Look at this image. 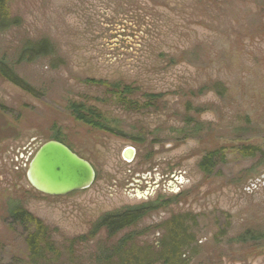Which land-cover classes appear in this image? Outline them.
Segmentation results:
<instances>
[{
    "label": "rangeland",
    "instance_id": "1",
    "mask_svg": "<svg viewBox=\"0 0 264 264\" xmlns=\"http://www.w3.org/2000/svg\"><path fill=\"white\" fill-rule=\"evenodd\" d=\"M8 9L17 26L0 32V64L32 92L0 74V264H117L124 239L158 264L177 220L185 264H264V0H9ZM43 40L53 56L20 61ZM73 107L114 133L78 121ZM50 141L91 164L89 189L53 198L30 186L29 164ZM208 157L211 175L200 168ZM145 204L158 207L114 236L94 232ZM17 206L48 228L46 256H29L28 231L9 216Z\"/></svg>",
    "mask_w": 264,
    "mask_h": 264
},
{
    "label": "trees",
    "instance_id": "2",
    "mask_svg": "<svg viewBox=\"0 0 264 264\" xmlns=\"http://www.w3.org/2000/svg\"><path fill=\"white\" fill-rule=\"evenodd\" d=\"M8 1L9 0H0V32L10 27L17 26L16 20L11 18L9 9H8ZM55 53L54 47L47 40H43L42 42L32 44L29 43L22 51L20 56V61L30 62L32 60H37L40 57H50ZM7 64L5 62H1L0 64V74L5 80L15 84L21 89L32 92L31 88L19 80V78L12 73L9 69H7ZM117 87H114L116 89ZM122 95V93H119ZM76 114V119L82 123L87 125H91L95 128H99L101 130L107 132H113V129L105 126L101 121V119L94 118L89 111L85 110L82 107H73L72 109ZM89 112V114H85L84 112ZM252 152V153H250ZM256 150L253 149H243V154L245 156L254 157ZM201 170L206 175H211L213 171L212 158L208 157L203 160L200 165ZM157 204H145L139 207H134L120 213L118 215H113L109 218H104L99 222L98 227H96L95 233L97 229H106L110 236H114L120 231L128 228V226L136 223L146 214L153 212L157 209ZM9 216L13 222L22 226L25 231H28V235L26 237V246L28 250V254L31 257L36 259L41 258L42 256H46V253L49 251V245L46 243V236L48 234V228L43 227L36 218L31 216L21 207L17 206L9 211ZM177 222L170 228L166 229V235L163 237V245L161 246V253L156 256L158 259L153 261L158 264H185V249L186 247V230L185 227H179L182 225L181 220H177ZM169 228V227H167ZM186 231V232H184ZM128 240L124 239L119 244V247L116 248L115 254L118 256L117 264H150L149 259L143 258L142 255L138 252H135L133 248H128ZM47 252H46V251ZM52 250V248H51ZM153 264V263H152Z\"/></svg>",
    "mask_w": 264,
    "mask_h": 264
},
{
    "label": "water",
    "instance_id": "3",
    "mask_svg": "<svg viewBox=\"0 0 264 264\" xmlns=\"http://www.w3.org/2000/svg\"><path fill=\"white\" fill-rule=\"evenodd\" d=\"M123 156L131 161L135 156L134 149L125 150ZM95 179L96 172L90 163L56 141L42 145L27 170L30 186L40 194L53 198L87 190Z\"/></svg>",
    "mask_w": 264,
    "mask_h": 264
},
{
    "label": "flooded vegetation",
    "instance_id": "4",
    "mask_svg": "<svg viewBox=\"0 0 264 264\" xmlns=\"http://www.w3.org/2000/svg\"><path fill=\"white\" fill-rule=\"evenodd\" d=\"M57 142V141H56ZM60 143V142H59ZM64 145V144H63Z\"/></svg>",
    "mask_w": 264,
    "mask_h": 264
}]
</instances>
